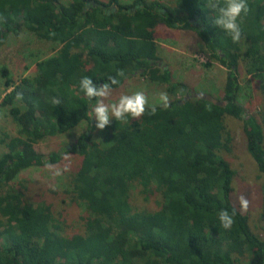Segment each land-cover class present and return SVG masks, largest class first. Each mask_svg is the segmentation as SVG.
I'll return each instance as SVG.
<instances>
[{"label": "trees", "instance_id": "trees-1", "mask_svg": "<svg viewBox=\"0 0 264 264\" xmlns=\"http://www.w3.org/2000/svg\"><path fill=\"white\" fill-rule=\"evenodd\" d=\"M176 1L177 11L157 0H0V47L24 32L56 51L18 83L7 68L0 71L12 89L0 105L18 127L16 136L0 129L7 149L0 157V264H264V186L260 236L235 202V170L225 158L236 144L226 117L242 120L246 148L264 175V0H247L239 43L213 23L216 0ZM160 25L196 33L227 70L222 105L182 103L193 92L158 65ZM243 70L260 83L257 115H247L239 101ZM85 76L100 86L116 77L112 90L146 77L176 98L167 109L154 105V115L149 105L139 119L112 120L102 140L91 130L80 135L73 151L82 161L70 193L88 213L85 232L68 236L52 204L32 203L14 183L22 171L57 165L69 152L45 156L37 144L92 121L95 101L80 90ZM134 186L146 200L159 194L160 207L136 210ZM222 209L236 210L230 230L220 224Z\"/></svg>", "mask_w": 264, "mask_h": 264}, {"label": "rangeland", "instance_id": "rangeland-1", "mask_svg": "<svg viewBox=\"0 0 264 264\" xmlns=\"http://www.w3.org/2000/svg\"><path fill=\"white\" fill-rule=\"evenodd\" d=\"M69 4L72 0H61ZM109 2V0H100ZM122 4H130L133 0H118ZM178 10L176 0H157ZM114 7V5L112 6ZM114 9V8H113ZM156 43L159 47L158 65L169 68L172 71L175 82L186 83L193 93L211 95L216 100L223 97V89L226 81L227 70L216 60L212 59L206 51L203 42L196 33L190 30H177L160 25L157 28ZM53 45L39 41L32 34L21 33L19 37L11 36L8 42L0 47V71L7 68L10 76L18 83L22 78L33 77L36 72V64L53 56L56 51ZM242 90L239 101L246 109L247 115H257L262 105V91L259 81L247 76L245 71L240 75ZM12 89L5 86V79L0 74V104L5 95ZM142 91L148 97L149 105H159V94L167 93L170 102L172 97L166 86L153 82L146 77H136L129 80L123 87L111 90L105 103L117 102L121 95L132 94ZM0 129L10 133L12 136L18 134L17 124L10 116V112L0 105ZM92 113V112H91ZM243 121L226 117L227 126L234 131L236 144L233 152L225 154L235 170L234 190L235 202L239 204V197H246L250 206L247 214L252 230L263 236V223L261 220L263 206L264 175L259 171L254 159L246 148L243 132ZM91 130L93 139L102 140L107 130L96 128V121L92 114V121L82 122L71 132L58 136L48 137L36 145V149L42 155L48 156L54 152H64L63 160L49 170L42 167H32L22 171L14 183V187L25 195V198L34 204L47 202L53 205L56 217L61 223L58 227L65 235L84 233L85 225L83 218L87 215L84 205L75 202L70 193L71 176L79 168L82 161L81 156L73 151L81 134ZM1 138V134H0ZM7 152L6 147L0 143V157ZM67 169L64 171V169ZM60 169L62 175L54 176V171ZM56 190H52V186ZM161 196L146 200L141 194L139 187L134 186L131 190V202L133 207L139 211H155L160 207Z\"/></svg>", "mask_w": 264, "mask_h": 264}, {"label": "clouds", "instance_id": "clouds-1", "mask_svg": "<svg viewBox=\"0 0 264 264\" xmlns=\"http://www.w3.org/2000/svg\"><path fill=\"white\" fill-rule=\"evenodd\" d=\"M216 10V15L213 19V23L223 29L232 39L234 43H239L242 38V29L240 23H238L241 15H247L249 12V5L247 0H216L213 5ZM117 76L125 77V72L119 70ZM109 83H103L102 86L95 85L94 81L90 77H82L80 81V90L85 94L89 100H94L95 103L91 107V112L96 121V128L104 130L110 125L112 120L127 122L128 117L132 119H139L146 110H149L148 97L142 91L134 92L130 95H121L117 102L111 104L105 103V100L109 97L112 85H117L120 81L116 77H109ZM17 100L23 99L22 93H17ZM159 102L162 107L167 109L170 107V100L165 92L159 94ZM53 103L56 105L60 104L59 100H54ZM156 113V107L153 105L150 107V114ZM3 113H0L2 116ZM45 168L52 170L55 166L45 161ZM67 169L65 168L64 171ZM62 175L60 169L54 171V176ZM52 190H56V186H52ZM239 205L241 212H247L250 206L249 200L244 197H239ZM236 210L233 209L230 213L226 209H222L218 213V218L221 226L225 230H230L235 223Z\"/></svg>", "mask_w": 264, "mask_h": 264}, {"label": "water", "instance_id": "water-1", "mask_svg": "<svg viewBox=\"0 0 264 264\" xmlns=\"http://www.w3.org/2000/svg\"><path fill=\"white\" fill-rule=\"evenodd\" d=\"M191 98H198V99H204L213 103H218L219 105H222L221 102L217 101L216 99H214L211 95H207V94H201V93H191L190 95L186 96L185 99L183 100L182 103H185L186 101H188Z\"/></svg>", "mask_w": 264, "mask_h": 264}, {"label": "flooded vegetation", "instance_id": "flooded-vegetation-1", "mask_svg": "<svg viewBox=\"0 0 264 264\" xmlns=\"http://www.w3.org/2000/svg\"><path fill=\"white\" fill-rule=\"evenodd\" d=\"M113 8L116 9V6H114Z\"/></svg>", "mask_w": 264, "mask_h": 264}]
</instances>
